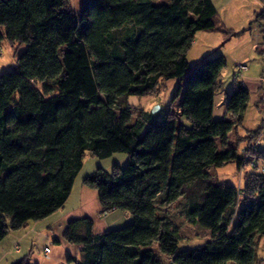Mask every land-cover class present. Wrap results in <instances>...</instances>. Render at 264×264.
Returning a JSON list of instances; mask_svg holds the SVG:
<instances>
[{
  "label": "trees",
  "instance_id": "trees-1",
  "mask_svg": "<svg viewBox=\"0 0 264 264\" xmlns=\"http://www.w3.org/2000/svg\"><path fill=\"white\" fill-rule=\"evenodd\" d=\"M153 1L83 0L75 12L70 0H0V42L18 45L15 68L0 72V240L62 207L86 153L123 152L124 166L98 167L82 184L96 189L101 214L120 209L131 221L95 234L90 217L69 220L62 239L81 247L76 264H254L264 236V138L246 148L258 166L244 172L240 189L208 181L206 170L228 162L238 170L247 161L238 142H254L263 122L229 145L248 89L233 76L224 117L213 119L226 56L194 67L185 57L197 32L239 33L218 21L211 0ZM170 78L179 108L161 119L117 103ZM177 198L208 241L177 249V230L155 205Z\"/></svg>",
  "mask_w": 264,
  "mask_h": 264
},
{
  "label": "crops",
  "instance_id": "crops-1",
  "mask_svg": "<svg viewBox=\"0 0 264 264\" xmlns=\"http://www.w3.org/2000/svg\"><path fill=\"white\" fill-rule=\"evenodd\" d=\"M211 1L217 12L216 16L218 21L232 33L237 32L239 35L225 38L218 31H200L195 34L189 47L199 50L195 56L196 60H200L202 58L201 56L209 55L215 51L222 55L226 54L224 55L226 56V63L227 54L232 56V64H234V67L236 65V68L239 64L245 65L246 68L240 71V74L236 78L248 89L247 106L250 104L253 109L255 118L253 122L259 123L256 127L250 125L249 129L245 128L242 123V126L236 132L228 133V140L232 136L231 140L235 142L237 136L234 133L243 136L246 131L259 128L263 122L260 130L261 137L258 142L262 143V139L264 138V0ZM231 38H236V40L230 42L228 47L224 46L222 50L218 51V48L223 47L224 43ZM186 55L185 57L187 58ZM235 69H232L230 73V89L232 87ZM220 100L221 98L219 97ZM211 113L213 119L223 118L225 114L224 105L221 106V104H218V106H213ZM244 116L245 112L243 119ZM247 146L244 140L238 142L240 150L243 148L246 149ZM79 208L83 216H91L89 209ZM58 210L40 219V221H30V225L28 223L25 227L17 231H9L0 240V264H10L21 257H26L27 264H76L79 262L82 254L81 247L76 244H70L62 239L63 228L67 223V219L75 215H73V212L78 211L76 209V211L64 212V209H62V212H59ZM101 217L104 222L101 221L98 223V228H102L100 229L102 231L95 230L96 232L93 231L95 234L103 232V230L107 231V228L114 227L120 221L129 222L131 218L125 211L117 213V210L107 211L106 214H101ZM48 245H50L49 251L45 254L44 248Z\"/></svg>",
  "mask_w": 264,
  "mask_h": 264
},
{
  "label": "rangeland",
  "instance_id": "rangeland-1",
  "mask_svg": "<svg viewBox=\"0 0 264 264\" xmlns=\"http://www.w3.org/2000/svg\"><path fill=\"white\" fill-rule=\"evenodd\" d=\"M165 2L166 0H154L153 2ZM71 7H73L74 11H79L83 6V0H70ZM233 40H236V38H231L227 42L224 43L223 47L218 48V51L222 50L225 47H228L230 42H233ZM0 45V72L3 71H11L13 68H15V50H17V44L16 43H8L5 39L1 40ZM22 46L18 48V51L21 50ZM199 50L197 48H191L189 47V51L187 52V58H188V64L189 67H194L197 65L196 60V54ZM248 51V50H247ZM245 51V52H247ZM224 53V52H223ZM220 54L218 52L213 51L209 55H203L204 56H211ZM226 55V54H224ZM227 63L222 71L221 79L223 80L222 89L221 92L217 93L214 96V106H218V104L223 106L225 104L224 98L227 93H229L230 90V84L231 76L230 73L232 69L236 68V65L234 67V64H232V56L227 54ZM231 58V59H230ZM177 84V81L174 78H170L167 81L161 85L157 92L153 94H146V96H138V95H129L124 94L117 97V103L118 105H128L130 108L134 109L135 111L142 110V111H149L150 113L155 111V113L158 114V119H161L164 117V114L170 110L172 112L176 111L179 108V100L180 96L178 97H172L173 90ZM219 97L221 98V103L219 101ZM219 119V118H215ZM255 121L254 115H253V109L251 105L249 104L245 109V116L243 119V124L245 128L249 129L250 125H253L256 127V125L259 122H253ZM252 126V127H253ZM232 137V136H231ZM229 138L228 144L233 145L234 142L231 140L232 138ZM261 137V133L259 136H257L256 140L254 142H250L247 144L248 146L252 143H254V148L261 147L263 144L258 143ZM241 144V143H239ZM247 148V147H246ZM244 156L245 159L247 158V161L245 164H243L239 169L237 170L234 168V164L232 162H228L225 165L218 166L217 168H207L206 170V179L212 183H217L224 181L226 184L233 183L236 185L237 189H240V183L242 181V176L244 172L250 167H252L254 164L258 166L257 161L255 157L249 156L248 149H241L238 147L237 155ZM126 163V155L123 152H115L107 157L104 158H97L95 156H91L89 153H86V155L82 159V166L80 169L75 173L73 182H72V189L70 194L68 195L69 199L64 202L62 205L64 209L63 211H77L73 212V217H70L67 219L66 222L73 218L82 217V211H79L80 208L83 209H89L91 212L90 219L93 220L94 226L92 228L93 231H102L98 228V223L103 221V218L101 217L100 213V207L98 203V197L96 196V189L91 188L87 185L82 184L83 177L85 175H88L96 168H101L102 170L110 171L111 168L114 165H120L124 166ZM82 200V202H81ZM93 200V202H92ZM81 205V206H80ZM155 205L156 207V215L165 218V220L168 222V224L177 230V233L179 235V240L177 242V249L184 250L187 248L196 247L200 244H203L204 242L208 241L210 236L209 232L201 227L198 224H193L189 222L186 218V215H184L187 203L186 200L183 198H177L171 203H160L158 200H156ZM97 206V207H96ZM59 208V212H62V209ZM118 212H122V210L118 209ZM82 215V216H80ZM131 221V218H130ZM33 222V221H32ZM130 222L127 221H120L117 225L114 227L107 228L108 229H115L119 228L121 226L127 225ZM30 225V223H29ZM95 231V232H96ZM104 231V230H103ZM155 249V246L153 245V248ZM255 257L256 260L254 261V264H264V236L258 238L256 241V248H255ZM226 264H235L233 261H228Z\"/></svg>",
  "mask_w": 264,
  "mask_h": 264
},
{
  "label": "built area",
  "instance_id": "built-area-1",
  "mask_svg": "<svg viewBox=\"0 0 264 264\" xmlns=\"http://www.w3.org/2000/svg\"><path fill=\"white\" fill-rule=\"evenodd\" d=\"M245 68H246L245 65H242V64L237 65V68L235 69V72H234L233 76H234V77H237V76L240 74V71L244 70ZM254 146H255L254 143H252V144H250V145L247 146V147H248L250 150H252ZM49 246H50V245H48V246H46V247L44 248V253H45V254L48 253V251H49Z\"/></svg>",
  "mask_w": 264,
  "mask_h": 264
},
{
  "label": "water",
  "instance_id": "water-1",
  "mask_svg": "<svg viewBox=\"0 0 264 264\" xmlns=\"http://www.w3.org/2000/svg\"><path fill=\"white\" fill-rule=\"evenodd\" d=\"M151 113H155V111L151 112Z\"/></svg>",
  "mask_w": 264,
  "mask_h": 264
}]
</instances>
